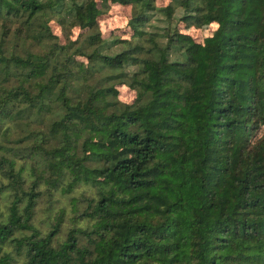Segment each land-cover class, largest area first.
Returning a JSON list of instances; mask_svg holds the SVG:
<instances>
[{
  "label": "trees",
  "instance_id": "16d2710c",
  "mask_svg": "<svg viewBox=\"0 0 264 264\" xmlns=\"http://www.w3.org/2000/svg\"><path fill=\"white\" fill-rule=\"evenodd\" d=\"M0 264H264V0H0Z\"/></svg>",
  "mask_w": 264,
  "mask_h": 264
},
{
  "label": "rangeland",
  "instance_id": "374dc122",
  "mask_svg": "<svg viewBox=\"0 0 264 264\" xmlns=\"http://www.w3.org/2000/svg\"><path fill=\"white\" fill-rule=\"evenodd\" d=\"M168 0H157V4L162 5L167 3ZM132 8L130 6H122L119 4L112 5L109 13L100 18L101 29L104 33V36H110L111 34H120L127 35L129 33V28L127 26L128 18L131 16ZM214 26H209L208 28L194 29L192 30L193 35L198 40H202L205 35L211 34ZM119 89V97L126 102H132L135 98L136 92L125 84H120L117 87ZM80 190L74 194L75 197H78ZM69 196V195H67ZM67 196L60 195L59 199H54L52 201H45L46 205H52L55 209H61L66 207L68 215L73 213V203L72 199H68ZM45 214H42L41 217H44ZM45 227V223L42 224Z\"/></svg>",
  "mask_w": 264,
  "mask_h": 264
}]
</instances>
